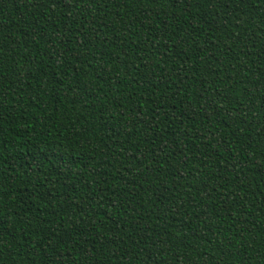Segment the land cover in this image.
Returning a JSON list of instances; mask_svg holds the SVG:
<instances>
[{
  "label": "trees",
  "instance_id": "obj_1",
  "mask_svg": "<svg viewBox=\"0 0 264 264\" xmlns=\"http://www.w3.org/2000/svg\"><path fill=\"white\" fill-rule=\"evenodd\" d=\"M0 264H264V0H0Z\"/></svg>",
  "mask_w": 264,
  "mask_h": 264
}]
</instances>
